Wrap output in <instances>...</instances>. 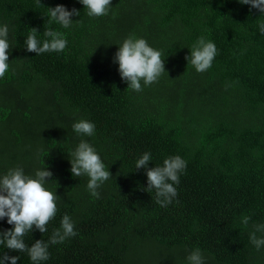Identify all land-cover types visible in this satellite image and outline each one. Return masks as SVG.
Here are the masks:
<instances>
[{
    "label": "trees",
    "instance_id": "1",
    "mask_svg": "<svg viewBox=\"0 0 264 264\" xmlns=\"http://www.w3.org/2000/svg\"><path fill=\"white\" fill-rule=\"evenodd\" d=\"M40 4L0 0L10 44L0 78V176L17 167L30 177L52 173L45 188L58 197L57 213L45 233L34 227L25 236L28 247L48 242L65 214L77 233L50 244L39 264H135L129 252L142 242L182 257L198 248L204 264H264V246L249 240L264 224V14L238 0H111L101 17H89L78 0ZM57 5L80 12L69 28L49 24L48 8ZM33 28L41 43L45 30L62 32L66 48L26 51ZM129 37L145 39L164 59L165 73L149 86L141 81L140 92L127 88L113 62ZM200 37L217 49L203 73L185 59ZM80 120L95 125L92 136L72 130ZM81 140L112 175L99 198L87 176L70 171ZM145 152L148 168L177 155L186 161L166 207L146 190V169H135ZM11 228L0 220V232ZM4 255L33 264L27 252L0 244Z\"/></svg>",
    "mask_w": 264,
    "mask_h": 264
},
{
    "label": "clouds",
    "instance_id": "2",
    "mask_svg": "<svg viewBox=\"0 0 264 264\" xmlns=\"http://www.w3.org/2000/svg\"><path fill=\"white\" fill-rule=\"evenodd\" d=\"M87 10L89 17H101L108 14L111 0H78ZM240 4L250 5L264 14V0H238ZM40 4V0H37ZM41 5V4H40ZM49 24L57 23L62 28H69L73 21L71 17L79 16L76 9L67 10L63 5L48 8ZM261 35H264V23L258 25ZM47 38L42 43L37 39V30L31 29L24 41L25 49L36 55L47 52H62L67 46V40L62 32L52 30L44 31ZM9 29L7 25L0 26V78L5 76L9 69ZM217 55V49L213 42L200 37L192 47L191 53L185 57L196 72H206ZM160 51L148 45L142 38L129 37L123 41L114 54L113 62L118 64V72L121 79L127 82V88L142 91L141 81L144 86H149L158 81L165 73L164 59ZM72 130L80 136H92L95 125L87 120H80L72 125ZM151 154L145 152L135 162V169H146L147 191L155 190L156 203L166 207L177 196L174 185L179 184V174L186 169V161L179 155L164 159L162 166L148 168ZM70 171L74 177L87 176V190L91 196L99 198L97 189L110 177L105 164L97 154L93 146L87 141L81 140L71 153L69 159ZM52 177L48 170H37L34 177L26 175L23 169L17 167L10 169L0 176V220L6 218L12 225L10 230L0 232V244L9 250L27 252L33 264L49 259L48 247L64 243L69 237L75 236L74 222L65 214L60 221V228L53 230L48 242L36 240L31 247L25 242V236L35 227L40 233L47 231L48 223L57 213V196L45 188L47 180ZM250 217L244 216L241 223L248 226ZM264 233V224H256L249 234V240L259 250L264 246V237H257L256 233ZM18 256L0 257V264L8 261L9 264H17ZM188 264H204V257L197 248L187 256Z\"/></svg>",
    "mask_w": 264,
    "mask_h": 264
},
{
    "label": "rangeland",
    "instance_id": "3",
    "mask_svg": "<svg viewBox=\"0 0 264 264\" xmlns=\"http://www.w3.org/2000/svg\"><path fill=\"white\" fill-rule=\"evenodd\" d=\"M129 256L135 264H188L186 256L182 257L177 252L155 251L148 242L133 247Z\"/></svg>",
    "mask_w": 264,
    "mask_h": 264
}]
</instances>
